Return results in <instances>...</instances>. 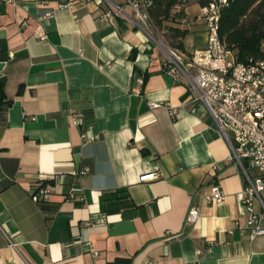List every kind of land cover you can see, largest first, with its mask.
Returning a JSON list of instances; mask_svg holds the SVG:
<instances>
[{
  "label": "crops",
  "instance_id": "crops-1",
  "mask_svg": "<svg viewBox=\"0 0 264 264\" xmlns=\"http://www.w3.org/2000/svg\"><path fill=\"white\" fill-rule=\"evenodd\" d=\"M201 6L186 9L187 53L207 44ZM106 12L0 2V264H264L217 124L157 42ZM39 176L49 210L32 196ZM216 182L226 196L212 204ZM73 185L85 200L67 197Z\"/></svg>",
  "mask_w": 264,
  "mask_h": 264
},
{
  "label": "built area",
  "instance_id": "built-area-1",
  "mask_svg": "<svg viewBox=\"0 0 264 264\" xmlns=\"http://www.w3.org/2000/svg\"><path fill=\"white\" fill-rule=\"evenodd\" d=\"M18 1L0 0L13 4ZM55 1L60 6L75 2ZM96 1L107 7L106 15L125 18L155 40L165 53L167 71L184 80L191 90L194 103L204 104L230 147V159L239 165L244 177L241 201L248 217L243 229L252 238L264 235V40L261 57L251 58L248 63L238 60L237 48L228 47L219 32L222 9L230 0H209L201 6L197 19L206 25L207 44L191 53L169 45L159 36L149 11L152 0ZM189 22L186 14L179 25L183 27ZM149 105L155 108L159 104L151 101ZM72 114L75 121L82 122L80 113L73 111ZM85 138L93 140L94 136L86 134ZM51 179L49 176L34 179L32 196L37 202L49 200ZM225 196L224 188L216 182L206 199L214 204L223 201ZM67 197L85 200L83 188L73 185ZM199 218V206L192 205L188 222L196 223Z\"/></svg>",
  "mask_w": 264,
  "mask_h": 264
},
{
  "label": "trees",
  "instance_id": "trees-1",
  "mask_svg": "<svg viewBox=\"0 0 264 264\" xmlns=\"http://www.w3.org/2000/svg\"><path fill=\"white\" fill-rule=\"evenodd\" d=\"M209 0H152L149 8L151 19L157 30H168L171 39H177L176 47L186 52L185 39L189 34L179 23L186 9L193 3L204 6ZM175 22H178L176 25ZM220 36L230 48H237V58L248 63L251 58L263 55L264 0H230L222 9ZM10 103L3 87L0 88V110ZM48 201L39 202L49 210Z\"/></svg>",
  "mask_w": 264,
  "mask_h": 264
},
{
  "label": "rangeland",
  "instance_id": "rangeland-1",
  "mask_svg": "<svg viewBox=\"0 0 264 264\" xmlns=\"http://www.w3.org/2000/svg\"><path fill=\"white\" fill-rule=\"evenodd\" d=\"M117 1V0H116ZM175 24L177 25L178 22H175ZM157 30V29H156ZM157 33L159 34L160 37H162L163 40H165L166 43H168L169 45L171 46H177L175 44V42H177L178 40L177 39H171L169 37V32L168 30L165 28L164 30H157Z\"/></svg>",
  "mask_w": 264,
  "mask_h": 264
}]
</instances>
